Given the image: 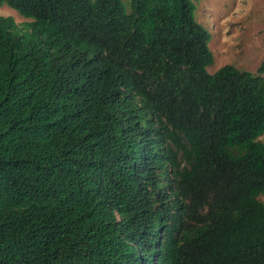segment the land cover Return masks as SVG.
Here are the masks:
<instances>
[{
	"label": "trees",
	"instance_id": "1",
	"mask_svg": "<svg viewBox=\"0 0 264 264\" xmlns=\"http://www.w3.org/2000/svg\"><path fill=\"white\" fill-rule=\"evenodd\" d=\"M0 264H264V62L214 74L191 0H0Z\"/></svg>",
	"mask_w": 264,
	"mask_h": 264
},
{
	"label": "rangeland",
	"instance_id": "2",
	"mask_svg": "<svg viewBox=\"0 0 264 264\" xmlns=\"http://www.w3.org/2000/svg\"><path fill=\"white\" fill-rule=\"evenodd\" d=\"M120 1L125 13H131V0ZM191 2L194 5L195 22L210 36L208 47L213 61L207 68L208 74L232 66L240 72L258 75L264 62V0ZM0 17H11L17 25L28 22L7 5L0 7ZM258 140L264 143V135ZM259 200L264 204V195Z\"/></svg>",
	"mask_w": 264,
	"mask_h": 264
}]
</instances>
